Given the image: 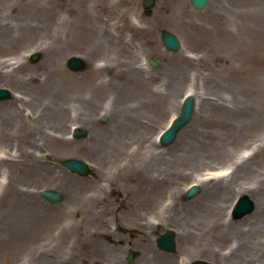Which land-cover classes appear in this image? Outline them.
<instances>
[{
	"label": "rangeland",
	"instance_id": "1",
	"mask_svg": "<svg viewBox=\"0 0 264 264\" xmlns=\"http://www.w3.org/2000/svg\"><path fill=\"white\" fill-rule=\"evenodd\" d=\"M40 1L47 9L53 4V0ZM55 1L59 3L53 4L52 17L61 14L67 20L76 19L84 24L82 33L69 26L68 35L77 36L78 41L70 39L69 50L63 47L64 42L58 49L44 36L54 35L57 25L43 33L26 30L15 36L13 44L0 42L5 46L0 58L12 63L0 65V87H8L13 93L0 99V106L18 107L17 121L10 119L9 112L0 113V132L5 131L0 144V264H39L38 259L44 256L47 264L61 261L65 264H179L177 257L186 255L191 257L190 261L204 259L210 264H264V218L253 217L258 210L264 212V186L259 179L264 164L256 161L251 176L245 174L235 188L219 192L218 201L224 206L222 219L238 224L227 237L212 235L211 231L216 233L222 229L199 219L198 241H180L177 232L183 228L179 222L182 209L179 204L171 212L168 209L174 198L187 203L205 194V187L198 182L201 187L198 193L184 197L195 178L212 183L223 178L222 175L200 176L208 167L231 166L235 171L245 154L253 151L251 154L262 157L261 152L257 153L264 146L262 120H251L255 129L243 125L245 116L259 113L258 110L231 117L236 120L242 139L228 154L215 150L214 144L200 143L203 139L199 133L208 130L214 135L218 127L211 112L199 116L196 110L202 98L208 97L216 104L215 92L229 97L237 91L243 92L239 94L241 99L246 93L264 107V86L260 90L256 87L260 80L264 83V9L260 8L264 0H247V4L241 0H210L203 9L195 8L190 0H155L154 6L146 9L143 0ZM0 3L13 24L19 14L36 7V0H0ZM251 6L256 9L244 11ZM216 11L229 17L230 22L222 26L221 18L214 19ZM42 14L39 12L38 18L50 19L51 15ZM92 24L98 26V37H106L97 46L88 40ZM66 30L64 26L62 36ZM164 30L179 37L180 50L166 48L161 37ZM109 34L129 44L130 53L136 55V66L114 56ZM47 41L51 49L46 48ZM57 51L61 66L70 74L67 80L57 75L53 65ZM34 53L39 54L37 59L33 58ZM71 55L84 57L85 67L79 71L68 67L67 59ZM151 57L159 61L157 68L144 63ZM186 58L201 60L199 68H183L181 81L170 80V76L179 73L177 63L182 64ZM21 62L25 63L23 77L19 69L12 76L3 75V70ZM228 62L235 68H230ZM107 64L111 66L103 68ZM135 67L143 69L144 74ZM49 73H52L53 87L42 90V82ZM103 83L105 87L97 88ZM218 83L226 86V90ZM233 83L234 89L230 85ZM59 85L66 90L60 120L59 116L56 118V104H53ZM165 87L172 91L167 93ZM189 89L195 93L196 110L179 129L174 141L162 145L156 140V134L173 114L180 112L181 97ZM30 117L36 121H29ZM73 124L85 127L87 135L70 137ZM178 142L176 153L191 144L195 160L175 159L173 148ZM244 145L246 149L236 154ZM25 151L29 159L26 165L19 162L26 158ZM152 152L162 154L154 164L149 161ZM171 153L174 155L170 156ZM69 157L91 162L93 173L83 176L70 171L61 164ZM200 157L204 162L197 172ZM136 166L141 168L140 172H136ZM153 168L170 178L156 194H152V185L150 189L142 177ZM44 187L59 190L62 201L46 200L40 194ZM244 193L252 198L254 208L243 217H233L232 206ZM28 194L32 195L29 198L33 202L24 200ZM148 196L152 202H148ZM96 213L103 217L100 228L90 227L94 224L89 223L90 214ZM90 228L98 231L93 239ZM168 229L176 233L173 252L157 244V238ZM239 242L243 247L236 253ZM100 243L107 252L100 249ZM130 252H134L132 261L128 260Z\"/></svg>",
	"mask_w": 264,
	"mask_h": 264
},
{
	"label": "bare ground",
	"instance_id": "2",
	"mask_svg": "<svg viewBox=\"0 0 264 264\" xmlns=\"http://www.w3.org/2000/svg\"><path fill=\"white\" fill-rule=\"evenodd\" d=\"M241 1L244 4H247V0H241ZM57 2L55 0H53V4L55 6H58ZM40 3H41L40 0H36V7H34V8L30 7V9L28 11L23 12V14H19L17 16V19H15L16 24H13V22L10 20L11 16L5 15V13L3 12V6H2L0 8V42L13 44L15 36H20V33L24 34L26 30L30 31V32H34V33H36V32L37 33H41V32L43 33V31H50V28H53L54 25H57V27H58V29H56V33L54 35L53 34H46L44 36L50 38L49 41H51L54 44V46H56L58 49H60L62 42H64L63 47L65 49L69 50L70 46L68 44V41H70V39H74L75 42H78L76 39L77 36L68 35V30L70 31L69 26L71 27V30L75 29V30H77V32L82 33V31H83L82 27L84 26V24L81 21L76 20V19L67 20L61 14H58L55 17H52L53 4H52L50 9H47L49 7H46L47 6L46 4L40 5ZM45 3H49V1L45 2ZM110 4L111 3L109 2L107 5H110ZM179 5H180V3H179ZM44 8H46V9H44ZM260 8L264 9V4H262L260 6ZM255 9H256L255 6H251L250 9H245L244 11H250V10L252 11ZM41 11L44 12V14H42L41 16H43L45 14H47L48 16L51 15L50 19L38 18L39 12H41ZM178 12L179 13L182 12V9L179 10ZM52 18H54V20H52ZM218 18H221V25L222 26L225 23L230 22L229 17L222 16L221 13L216 11L214 13V19L218 20ZM15 25H17V26H15ZM64 26H66L67 30L65 31V34L62 36L61 30ZM147 28L150 29V27H147ZM98 32H99V30H98L97 24H96V26L92 24L90 26L88 40H90V42L92 44H95L96 46L100 43L101 40L106 38V37L105 38L98 37V34H99ZM44 33H49V32H44ZM108 40H112V43L114 45L113 46L114 47V52H113L114 56L118 55V57L119 58L121 57L125 63L127 62L130 66L131 65L136 66V63H137L136 55L130 53L128 43L122 41L121 38H119V39L113 38L111 36V34H109ZM108 40H107V42L109 43ZM1 43H0V53H1V51H3V49L5 47ZM46 48L47 49L52 48L48 44V41L46 43ZM51 56L54 57L55 56L54 53L51 52ZM54 58H56V61H53V65L55 67L56 72L58 73L57 75L62 76L65 80H67V78H69L67 75H70V74H68L63 69V67L61 66V63L59 61V51H57V55ZM200 61L201 60L198 61V58H190V59L186 58V60L182 61V64L177 63V67L179 68V73L176 74V76H174V77L170 76V80H175V82L181 81L184 78L183 74L185 73L183 68H186V67L192 68L193 67V68L197 69V68H199ZM23 62L17 63L18 65L14 66L11 69L3 70V72H4L3 75L12 76L10 74H14L13 71L14 70L16 71V69L17 70L19 69L20 73L22 74L21 76L23 77L24 76L23 74H25V67H24L25 63H23ZM7 63H9V64H7ZM0 65H1V67L11 66L12 63L9 62V59H1L0 58ZM228 65L230 68L234 67L233 65H231V62H228ZM109 66H111V64L110 65L107 64L103 68H108ZM135 69H136V67H135ZM136 71L137 72L139 71V73H143V74L145 72L143 69H140V68L136 69ZM51 74L52 73H49L47 75V77L44 79V81L42 82V84H44L40 87V88H42V90L49 89V88L53 87V81L51 78ZM2 79H3V77H2ZM105 85H106V83L98 84L97 88H101V87L103 88V87H105ZM230 85H231L232 89H234V86H233L234 83L230 84ZM261 85L264 86V83L260 80V83L257 82V84H256L257 89L260 90ZM219 86L222 88L223 91L226 90V86H222L221 84H219ZM242 89H244L243 86H242ZM164 90L167 93H169V91H172L170 88L168 90L166 87ZM56 91H57L56 92L57 99H56L55 103H53V102L52 103L56 104V105H54V108H55L54 113H56V115H57L56 118H58V116H59L58 119L60 120L61 116L63 117V115H62L63 113L60 110L63 106L61 103H63L64 99L66 98V95H65L66 90H64L62 88V86L59 85V87ZM187 91L192 92V90H190V89ZM241 93H243V92L237 91V92L232 93L229 97H224L221 93L215 92V94L217 95V98L214 100L216 102V104H213L211 102L213 100L207 99L208 97L202 98V100H199L200 106L198 107V111L195 109L197 114L199 116H203L205 113L211 112L214 115V123L218 127V131L214 135L211 134L210 131H208V130L203 131L202 134L199 133L203 139V141L200 140V143L205 142L206 145L207 144H214L216 146L214 148L215 150H218L221 153H227L228 154V152L230 153V149L235 147L236 144L238 142H240V140L242 139L241 130L239 127L236 126V120L232 119L233 117H235L237 115H241V114H246L252 109L254 111L258 110L259 113H251V116H249L247 114V116H249V117H246L244 115L245 120H244L243 125L246 128L255 129L256 125L253 126V125H251L250 122H251V120L256 121L258 119H261L262 120L261 122L264 124V107L261 108L259 105H257L255 103L257 101L252 97L250 98V95L247 96L246 93H244L245 98L241 99L239 96V94H241ZM196 94H198V92H196ZM199 94L201 95L200 97L203 96V93L200 92V89H199ZM194 95H195V93H194ZM229 103H231V105ZM11 104H12V102H11ZM0 109H2L0 111V113L9 112V114L12 117L10 119L17 121V118H16V116L18 115L17 114V110H18L17 106L13 105L10 108H3V105H1ZM195 110H194V112H195ZM13 116H15V118ZM30 119L31 120H29V121L35 120L32 117H30ZM118 123H120V121ZM124 127H126V126L124 125ZM24 128L29 129V130H33L31 127H24ZM256 133H259V132L256 131ZM158 134L159 133H157L156 135H158ZM0 135H1L0 136V144H1L2 140H4L5 131L2 130L0 132ZM179 145H180V142H178V144L173 148L174 152L176 154L175 159L195 160V156H193L191 153L192 152L191 149H192L193 145L190 144L189 147L187 146L188 148L185 147L180 152L176 153ZM245 147H247V146L244 145L242 147H239L236 150V154H240L243 150L246 149ZM246 151H249V149ZM25 152L27 153L26 158L21 159V161H19V162L26 165V164H28L26 161H29V159H27L28 151H25ZM258 152H261L262 157H259L257 154L255 155V153L251 154L250 152L247 153V155L245 154L242 158V161H240V163H238L239 166H237L235 171L232 170L231 166H228V167H223V166L208 167L207 171H205L203 174L201 173L200 176H211L208 178H213L214 177L213 175H218V176L222 175L223 178L218 179V182L217 181L214 182L215 184L212 183L211 181L202 180L201 177H200V179L195 178L194 179L195 181L201 183V185L205 187V194L203 193V195L200 197L199 200L197 198L196 201L192 200V201L187 202V203H180L178 198L173 199V201L171 202L172 204L170 203L171 205L169 204V206H168L169 211L170 212L173 211L176 208V206H178V204L180 205V207L182 209L180 212L181 217L179 218V222H181L180 224H182L181 227H183L182 228L183 230L180 229L177 232L178 240L182 241V240L186 239L188 241H192L195 239L198 241V236L201 234V233H199L200 231L198 229V227L200 226L198 223L199 219L211 223L212 227L216 226L217 228L220 227V229H222L220 231H217L216 233L214 230L211 231L212 235H214V236H222V237L225 236V237H227L230 233V230H232V228L238 226V224H236L232 220L226 221V220L222 219L223 217L221 216V214H222L224 206L218 201V200H220L219 199V196H220L219 192H221V191L223 192L224 190L228 191L230 189L235 188V186H237V184L239 183V180L242 177H244L245 174H246V176H251L253 174V172L255 171L254 168L257 166L256 161L260 162L261 164H264V146H261L258 149L257 153ZM173 155H174L173 153L170 154V156H173ZM198 155H199V152H198ZM161 157H162V154H158V153L155 154V152H152V154L150 155L149 161L152 164H154V162L158 161ZM198 160H200V161H198V169L196 168L197 172L200 168V165H202L204 162L203 158H201V157ZM135 169H136V172H140V170H141V168L139 166H136ZM231 173H232V175H231ZM229 175H231V176H229ZM261 175H262V177L259 179L262 182L261 186H264V184H263V182H264V171L261 173ZM227 176H229V177H227ZM142 177H143V181L146 183V185L150 186V189H151V185H152V194H156L160 190V188H162V185L164 183H169L168 180L170 179L169 175L166 176V174H161L159 172L158 168H153L150 173L144 174V175H142ZM9 183H11V181ZM146 185H144L142 187L143 190L145 189ZM215 185H217V186H215ZM249 191L253 192L252 189H250ZM153 192H155V193H153ZM145 193L149 195L148 192L145 191ZM224 194L226 195V193H224ZM31 196H32L31 194H28L27 196H25V197H27V199H24V200L25 201L28 200V202H33L32 199L29 198ZM150 196H148V202H152ZM34 207L35 206H33V209H34ZM85 208L90 209L89 206H86ZM203 211H204V214H200ZM253 217L264 218V212H260V210H258L256 212V214H254ZM102 222H103V217H101L99 215V213L97 215L90 214L89 223H94V224H90V227L92 225H95L96 228H100V226H102V224H101ZM176 222H178V220H176ZM263 226H264V224H263ZM96 228H90L91 233H89V234L92 236V239L95 237L94 235H96L98 233ZM238 232L240 234H243L242 230L238 229ZM16 234L18 236L20 235V230H19V227H17V226H16ZM91 240H90V242H92ZM100 246H101L100 249H103V251H105V252L108 251L105 248L104 244L100 243ZM236 247H237L236 253L240 252V249L243 247L242 242L241 243L239 242ZM45 257L46 256L38 259L40 261L39 264H47L48 263V259ZM178 259H179V257H177V259H176L177 263H178ZM190 259H191V257L186 255L185 257H183L182 261L188 262ZM58 264H65V263L63 261H61V262H58Z\"/></svg>",
	"mask_w": 264,
	"mask_h": 264
},
{
	"label": "water",
	"instance_id": "3",
	"mask_svg": "<svg viewBox=\"0 0 264 264\" xmlns=\"http://www.w3.org/2000/svg\"><path fill=\"white\" fill-rule=\"evenodd\" d=\"M191 1L198 8L204 7L208 2V0H191ZM153 4H154V0H144V5L146 7L152 6ZM163 41L165 45L172 50H177L180 47L179 39L176 37V35H174L169 31L163 32ZM37 56L38 55H34V58H36ZM152 62L156 64V61L154 59L152 60ZM69 63L73 68H77V69L83 65L82 59L77 56L71 57ZM9 94L10 93L8 90L0 88V97H5L8 96ZM193 109H194V97L190 96L186 99L182 107L180 116L174 121L172 127L164 133L162 137V141L164 144H169L174 140L177 131L191 118ZM85 133L86 131L83 128H79L77 130L78 136H82ZM62 163L65 166L69 167L72 171L78 172L80 174H87L90 170L88 163L81 159L67 158L63 160ZM197 189L199 190V187H195L191 189L188 192V195L194 194L197 191ZM41 192L49 200L52 201L59 200L61 198V194L54 189H43ZM253 208H254L253 201L247 195H243L239 199L238 204L235 207L234 214L237 217H241L246 213L252 211ZM158 243L162 248L166 250H173L175 247L174 233L169 230L168 232H166L165 234L161 235L158 238ZM189 264H209V263L206 262L205 260H198L194 263H189Z\"/></svg>",
	"mask_w": 264,
	"mask_h": 264
}]
</instances>
